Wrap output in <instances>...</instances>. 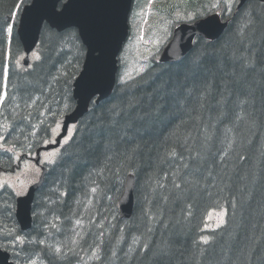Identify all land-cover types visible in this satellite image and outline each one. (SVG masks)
I'll return each mask as SVG.
<instances>
[{"label": "trees", "instance_id": "obj_1", "mask_svg": "<svg viewBox=\"0 0 264 264\" xmlns=\"http://www.w3.org/2000/svg\"><path fill=\"white\" fill-rule=\"evenodd\" d=\"M19 2L0 0V82L9 67L0 143L14 149L0 148V174L50 141L55 122L74 108L72 83L85 53L75 30L56 33L45 25L39 59L17 65ZM147 3L133 5L142 10ZM170 3L185 10L180 0H154L150 17L178 22ZM210 3L188 0V10ZM235 6L220 38H197L175 63L151 58L128 85L118 80L109 98L90 105L57 163L46 164L27 232L15 221L14 191L0 188V246L17 264L34 257L38 264H264V6ZM14 13L9 36L5 24ZM246 13L257 16L248 27ZM252 56L255 69L242 70V59ZM128 174L134 207L122 219L117 200ZM77 199L85 206L81 215L74 212ZM218 212L226 226L203 232L206 217Z\"/></svg>", "mask_w": 264, "mask_h": 264}, {"label": "water", "instance_id": "obj_2", "mask_svg": "<svg viewBox=\"0 0 264 264\" xmlns=\"http://www.w3.org/2000/svg\"><path fill=\"white\" fill-rule=\"evenodd\" d=\"M247 0H239L237 8L242 6ZM260 1V0H258ZM133 0H69L71 7L67 9L66 18L71 23L48 25L57 31L76 28L81 43L85 46V58L82 70L73 83V98L75 107L63 118L60 134L56 137L58 143L48 144L39 148L37 154L43 150L48 151L59 146L60 141L67 134L69 125L75 124L77 120L85 115L90 101L86 99L83 85L85 81L91 90L95 91L98 102L107 98L112 91L116 73L117 56L128 35V15L131 10ZM57 0H31L19 15L17 34L21 47L25 53L23 58L24 65L28 64L30 52L35 48L39 40L44 21L40 17L48 14L50 11L59 10ZM62 6V5H61ZM208 18H213L209 15ZM218 23L211 33L199 27L203 20L197 24H180L174 27L170 42L161 52L160 61L175 63L190 51L193 40L198 36L208 40H214L219 37L226 27V22H221L217 17ZM46 24V23H45ZM79 27H75V25ZM103 41L105 57L103 62L98 61L95 48L97 42ZM38 163V159L35 161ZM42 172L37 183L31 185L24 196L16 199L15 219L22 230H28L31 225V204L35 191L42 184L45 175V169ZM133 176H126L123 192L118 200L119 213L121 218H129L133 207ZM9 253L0 249V264H14L9 261Z\"/></svg>", "mask_w": 264, "mask_h": 264}, {"label": "snow or ice", "instance_id": "obj_3", "mask_svg": "<svg viewBox=\"0 0 264 264\" xmlns=\"http://www.w3.org/2000/svg\"><path fill=\"white\" fill-rule=\"evenodd\" d=\"M181 4H183L185 10H180V4H168V8H173L175 9V19L176 21H182L187 24H197L198 21L203 20L202 24H199L198 26L201 27L202 29L206 30L207 32L211 33L212 31L215 30L218 19H223L226 16H229L232 14L233 6L237 3V0H211L210 4L207 5H202L200 6V9L192 8L188 10V0H180ZM57 3H62V6L59 10H53L50 11L48 14L43 15L40 17V20L44 21L47 25H56V24H65L67 25L68 23H71L70 21H67L66 18V12L67 9L70 8L72 5L69 3V0H57ZM154 3V0H148V5H147V10L142 9L141 12L136 13V16H140L143 18V24L140 27V34L138 36V40H143L144 37V25L148 24V17H149V12L152 9V5ZM27 4V0H20L18 4L15 5L17 9V13L22 10ZM260 5L264 6V0H260ZM207 8L208 11L205 12L203 11V8ZM14 13L13 15H15ZM209 14H212L213 18H208ZM246 15L249 17V19L246 21L244 27H248L250 24H253L257 20V16L251 13H246ZM11 17H9V21L6 22L5 24V31L6 33L11 36L14 24L11 22ZM75 27H79V25H75ZM163 31L167 33V22L163 28ZM73 36H75V33H73ZM193 43H198L197 41H193ZM96 55L98 57L99 62H103L104 57H105V49L103 45V41L99 40L97 42V47L95 48ZM33 56L38 60L39 56H36L35 53H33ZM123 59V57H122ZM19 60H17V65H19ZM256 67V59L254 56L252 57H244L242 59V70L246 71L249 69H255ZM8 71L9 67L7 64L4 65L3 67V81L0 82V105H3L6 102L7 98V78H8ZM144 71L143 67H140L136 71V75H140ZM134 80V76L130 72H125L124 75L120 77V83L123 85H128L129 81ZM84 92L86 95V99L92 103V105L95 107L98 105V99L95 98L96 94L94 90L90 89L89 84L87 81H85L84 85ZM242 103L246 104L248 103L247 98H245ZM70 107L69 105H65V110ZM63 113H61L62 115ZM237 119H243V117L237 115ZM250 123L254 124L255 121L252 120ZM4 127H7V125H4ZM35 127V126H33ZM62 127V123L60 120H57L55 122V127L51 129V138L49 140H45L44 143L47 145L49 142L51 143H58V141L55 139L56 136L59 135V130ZM76 131L75 126L72 128L67 129V135L63 138V145H69L70 141L73 140V135L74 132ZM5 141V137L3 135H0V142ZM229 147H231V144H229ZM0 148H3L4 151L6 152H13L14 149L12 147H3V143H0ZM175 149L171 150L168 152V156L174 157L175 156ZM62 155V153L59 150H54L51 152L45 153V156L43 160L41 161L42 163H47L49 165H55L58 161V158ZM18 154H16L13 158H17ZM29 170V166L25 165V171ZM35 173L38 176L40 173V169L36 168ZM23 175V173H20L17 175V179L19 180V176ZM179 187V185H177ZM0 188H11L17 196L22 195L26 191V186L24 185L23 181H20L19 187L17 186L16 183H8L7 181L0 182ZM93 192L96 191L95 188L92 189ZM211 215V214H209ZM220 226H226V221H225V213L221 212L218 216V224L217 227ZM52 227H55L53 224ZM202 243L207 244L208 238L207 237H202L201 239ZM41 245H43L45 242L41 240L39 242ZM73 243H76L74 240ZM54 252L56 254L61 253V248L56 247L54 249ZM93 255H96V252L93 251ZM31 264H36L35 261H32Z\"/></svg>", "mask_w": 264, "mask_h": 264}, {"label": "rangeland", "instance_id": "obj_4", "mask_svg": "<svg viewBox=\"0 0 264 264\" xmlns=\"http://www.w3.org/2000/svg\"><path fill=\"white\" fill-rule=\"evenodd\" d=\"M147 4H145V9L147 10ZM183 10V9H182ZM141 11H136V13H139ZM135 11H133L131 20H132V25L133 27H130V29L132 28L133 33L131 36V40L129 39L123 46V49L121 51V53L119 55H121V58L123 57V72L120 75V77L122 75H124L125 72H130L133 76L136 74V71L138 68L143 67L145 68L146 63L151 59H158L159 53L162 49V47L166 44V40L168 38L170 29L168 28V26L171 24L170 22H167V33H165L163 31V28L165 26L163 19L160 17L159 19H156V16H151V11L149 12V17H148V24L144 25V37L143 40H138V36L140 34V27L143 24V18L140 16H136L134 17ZM174 15H172L174 18L173 20L176 21L175 19V11L173 13ZM134 17V18H133ZM133 18V19H132ZM182 22V21H181ZM173 23V22H172ZM175 24H173L174 26ZM33 53L36 54V56H39L37 54L36 51H34ZM33 53L30 55L31 61L33 62L34 60H36V58L33 56ZM22 58V57H21ZM19 59L20 62V66L21 65V60ZM72 128V127H70ZM45 144V143H43ZM54 150H50V151H44L42 153L41 156V161L43 160L45 153L47 152H51ZM34 156V155H32ZM45 164V163H42ZM25 165L29 166V170L25 171ZM39 168L37 167L34 162H32L31 160H24L19 167H16L15 169L12 170L11 173H6V174H0V182L3 181H7L8 183H16L17 186L19 187L20 185V181L24 182V185L26 186V190L29 187V185H31L32 183L36 182L39 175L37 176L35 173V169ZM23 173V175L19 176V180L17 179V175ZM26 192V191H25ZM15 194V192H14ZM16 195V194H15ZM81 202L77 199V202L75 204V209L74 212L78 213V214H83V212H85V206L80 204ZM221 212H218L217 214H213L211 213V215L206 217V222L202 228L203 232H207L211 229H214L217 227L218 224V216ZM4 224L6 225V221L4 220ZM37 229V228H36ZM34 227V231L36 230ZM69 233V230L65 233V235H67ZM206 236V235H205ZM31 237V235H30ZM31 240H34V238H31ZM25 253L29 256L30 252L25 251ZM17 256V254H16ZM17 260V259H13ZM33 261L36 262V264H38V260L34 257ZM15 262V261H14ZM31 263V262H30ZM28 262H26V264H30ZM15 264H17L15 262Z\"/></svg>", "mask_w": 264, "mask_h": 264}, {"label": "bare ground", "instance_id": "obj_5", "mask_svg": "<svg viewBox=\"0 0 264 264\" xmlns=\"http://www.w3.org/2000/svg\"><path fill=\"white\" fill-rule=\"evenodd\" d=\"M263 181V180H262Z\"/></svg>", "mask_w": 264, "mask_h": 264}]
</instances>
